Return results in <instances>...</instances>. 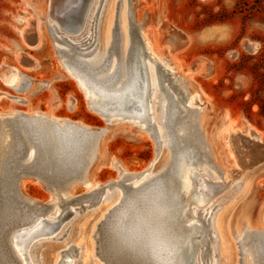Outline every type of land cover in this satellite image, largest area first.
Wrapping results in <instances>:
<instances>
[{"label":"rangeland","instance_id":"1","mask_svg":"<svg viewBox=\"0 0 264 264\" xmlns=\"http://www.w3.org/2000/svg\"><path fill=\"white\" fill-rule=\"evenodd\" d=\"M124 1L126 15L122 25L123 31L127 32L129 24L134 30V38L136 37L139 45L141 42L145 44L142 41L144 40L143 32L153 29L157 44L174 46L173 59L181 61L184 70L193 60L200 61V67L186 71L192 75L184 81L186 84L184 90L182 83L175 75L176 72L169 70V64L165 63L168 60L167 56H161L163 60L157 61L150 51L147 52L149 53L147 58L158 63L163 72L164 78L161 76L163 93L174 101L176 117L170 128L171 132L178 136L179 147H189L187 148L189 150L192 148L197 166L207 167L209 173L216 177V180L212 179L199 171L189 190L180 189V187L176 190L180 203L188 202L189 198L187 199L186 195L190 194L201 198L200 203H204L203 209L207 210L204 214L202 213L203 215L198 213L197 217L208 230L209 256L205 258V264L227 263L226 258H222L216 247L217 231L214 218L218 211H224L225 225L227 221H230L231 226H235L237 221L241 223L237 227L240 231L231 232L229 237L235 257L234 264H264L262 256L264 252V162L245 170L242 174L238 173L242 171L238 166V155L231 152L229 145L228 148L223 146L218 134L220 125L238 119L250 124L255 130L254 133L258 131L264 135V0ZM106 2L107 0H94L93 4L91 3L81 37L79 35L75 43L73 41L70 43L61 40L49 27V0H0V67H10V71L17 70L20 74L13 86L7 83L8 76H5L4 80L0 79L2 94L0 113H18L23 116L49 114L54 119L80 124L100 133L102 129L109 128L107 134L103 135V141L105 135L110 136L109 141L98 143L94 148L95 155L98 148L102 146L107 155L113 158L117 167L124 172L120 174L115 166L106 167L96 174L98 186H87L79 182L73 183L68 188L67 185L70 182L81 177L85 172L90 161V149L99 137V135L93 136L88 143L87 137L77 133L76 137H79L75 141L82 143L79 147L83 150H80L79 157L74 158H80L75 176L63 177V180L55 185L51 180V174L42 169L40 156L37 162L22 166L28 149L27 145L29 146L30 143L28 141L24 151L10 159L11 165L15 168L11 173H7L1 164L6 157L5 153L9 151L12 131L8 123L3 124L0 127V132L1 130L4 132V137L0 136L3 139L0 142V210L3 206H7L6 210H9V214L6 218L13 217L16 220L14 224L16 228L22 217L32 214L46 216L55 205L61 210L65 209H63L65 219L59 225V227L62 226L61 231L57 232L58 234L38 238L30 249L31 259L39 248L50 243V253L52 249H59L54 259L56 264L64 257L63 249L68 248L70 244L71 247L66 249V252L73 255L75 264H80L77 259L84 252L85 247L82 231L86 233L88 226L85 228V225L93 222L92 228L89 227L90 231L88 230L91 240L90 252L84 264H107L102 258L103 250L106 249V231L114 216L122 208L125 197L134 188L133 181L151 171L149 179L140 185L137 191L157 180L165 181L164 184H173V189H177L171 174L175 164V147H172L173 149L170 147L168 150L161 148L153 126L143 128V124L140 127L128 122L127 119L119 122L116 118L112 120L100 114L91 106L94 98L87 100L85 97L84 93H88L89 89L86 86H80L77 81V78L79 81L82 80V75L85 73L83 69L86 68L81 69L77 66L78 61H91L96 58ZM107 5V35L104 46H101L103 52L107 51L106 59L98 66L103 57L100 59L97 57L98 61L95 63L92 61L94 71L87 67L89 73L96 72L99 76L108 74L111 62H117V52H121V55L120 53L118 55L119 62L121 56L124 59L123 53L128 46V42L126 46L123 43V33L119 35L120 40L117 35L119 30H122L120 24L122 0H108ZM31 18L36 24L37 39L39 37L37 42L40 41L39 45L32 48L22 40L23 30L28 26ZM153 33L147 32L150 43L153 41ZM58 46H66L67 49L62 50ZM21 53L33 60V67L19 64L17 56ZM197 71L199 73L195 74ZM118 76L122 80L124 74ZM113 79L114 75L111 77V80ZM197 90L203 92L206 103L202 105L203 101L200 103L195 96L194 103L189 107L186 105L189 97L187 94L189 92L193 96ZM159 97V100L162 99L161 96ZM155 106L156 115L154 116L159 117L158 104ZM225 115L227 119L223 118ZM28 119L23 121L29 123L30 119ZM108 120H112L111 124ZM189 120H192V123ZM161 121L159 118L156 119V123H159L158 127H162L164 140H167V135L170 136L169 130L165 132L167 124H161ZM48 128V125L45 126L49 132L51 128ZM20 133L24 135V130L21 129ZM87 143L88 146L84 147ZM228 149L232 158L227 155ZM242 150L244 153L248 151V155H251L259 149L256 146L251 149L246 144ZM14 158L17 159L14 160ZM225 172H229V179L233 183H229L208 199L212 193L219 191L220 187L207 184L206 181L224 182ZM88 175L87 171L83 178H87ZM246 177L249 180L244 186ZM25 179H29L30 183L25 182V188L22 190L21 183ZM127 186L129 188H126ZM71 190L72 194H69ZM116 190L125 193L122 203L113 208H111L114 204L112 201L103 204L105 194L112 196ZM202 190L204 192L201 193ZM119 196L120 192L116 194L114 200ZM100 202L103 206L99 205ZM71 207L75 210L72 216L68 212ZM245 218L248 219V223H245ZM0 221H2L1 218ZM2 228L0 226V250L5 255L7 252L3 241L7 244V248L9 247L7 250L11 251L8 232L12 229H4V232ZM2 233H6L4 238ZM61 245H63L62 248ZM7 255L8 261L12 259L19 264L12 251ZM7 255L4 256L5 259ZM119 256H112L116 263L124 260Z\"/></svg>","mask_w":264,"mask_h":264},{"label":"bare ground","instance_id":"2","mask_svg":"<svg viewBox=\"0 0 264 264\" xmlns=\"http://www.w3.org/2000/svg\"><path fill=\"white\" fill-rule=\"evenodd\" d=\"M107 2L105 5L103 19L101 22V28L99 31V40H98L99 48L95 56L96 58H94L91 61H82V60L78 61L79 64L77 66H80L81 69L83 67L86 68L83 69L85 70L84 71L85 73L84 75H82L81 78L82 80L79 81V79L77 78V81L80 86H84V87L86 86V88L89 89L88 93H84L85 97L87 100H90V98L92 97L94 98L93 101L94 103L93 104L90 103V104L100 114H103L112 120L113 118L114 119L116 118V120L119 122L127 119L128 122L134 125L140 126L143 124L142 126L143 128H147L149 127V125L153 126L154 132L157 135V139L160 143L161 148H165L168 150L170 147L171 148L175 147L176 149V154L174 157L175 164L173 165L174 168L171 174L173 180L177 185L176 186L177 189L175 188L173 189L172 186L173 184L172 185L164 184L165 181L163 182L157 180L151 185L146 186L145 188L137 191L136 189L141 187L140 185H142L145 181L149 179L151 175V171H149L147 174H142L140 177L135 179L133 181L134 188H132L130 194H128L127 197H125L126 200L123 203L122 208L119 209L118 213L114 216L112 222L107 228L108 229L106 231L107 240L105 244L106 251L103 250L104 254L103 255L101 254L103 256L101 257L104 258L103 260H105L107 264H123V263L157 264V259L165 261L166 264H205L206 262L205 258L208 255V247H207L208 230L203 226V224L197 217H198V213L204 214L207 210L203 209L204 203H200L201 202L200 200H202L201 198H198L196 196H191L190 194L186 195L187 196L186 198L187 199L189 198L188 201L189 203L187 201L186 203L185 202L180 203L181 201L176 190H178V187H180V189L182 188L185 190L186 189L189 190L191 187V183H193V180L195 179L196 175L200 172L202 173V175L211 177L212 179L213 178L215 179L216 177H214L212 173H209L210 171L206 169L207 167L197 166L196 159H194V153L193 151H191L192 148L191 150L187 149L188 153L179 152V150H181L182 148H180L178 145V141H177L178 136H176L174 132H171V128H170V125L172 126L174 124V120L176 117V110L173 106L174 101L170 100L167 97V95L164 94L162 91V89L164 88L162 87L161 83H162V77L164 78V75L163 72L160 70L159 64L150 61L147 58L146 54L148 51L150 52L152 51L153 53L152 52L151 53L154 55L157 61L163 60L161 56H167L168 60L165 61V63L169 64L170 66L169 70L176 72L175 75L177 76V79L180 80V83H182L184 90L186 85L184 84L185 83L184 81L188 80V78H190L192 74L186 73L187 70H184V65L181 61H176L175 59H173V52H172L174 47L173 45L164 46L161 44L160 45L157 44L155 40V33H153V29L152 30L147 29V32L150 31L153 33L152 35L153 41H151L150 43L148 41L147 32L142 31L144 40L142 39L141 40L144 41L145 44L140 41L141 42L140 45L136 37L134 38V33H133L134 30L129 24L127 25L129 29L127 28V32L125 31L126 32L125 34L122 26L126 15L124 0H122V9L120 15V24L122 26V30H119V32L117 33L119 37L118 40H120V36H119L120 33L121 32L123 33L124 45L128 42L127 49L125 50V53H123L124 59L121 56L119 62L118 55L119 53L121 55V52L119 51L117 52L118 53L116 59L117 62L116 63H113L114 61L111 62L108 74L104 76L102 74L101 76H99V74H96V72L89 73L88 71L89 68L87 69V67L89 66L94 71L93 62L95 63L96 61H98L97 57H99V59L103 57L102 61L99 64H97V66L102 64V62H105L106 59L105 56L107 51L103 52L102 51L103 47L101 46H104L105 44L104 41L107 35L106 34L107 32L106 27L108 25ZM71 41L75 43V39H71ZM37 45H39V43L36 44V46ZM58 47L62 48V50L67 49L65 48L66 46H58ZM165 65L166 64H164V66ZM198 67H200V62ZM197 73L199 72L197 71L195 74ZM121 74H124L122 80H120L118 76ZM19 75L20 74L17 70L5 71V76H8L7 83H9L12 86L15 84ZM113 75H114V79L111 80V77ZM1 95L2 94L0 93V98ZM158 95L161 96L162 99L159 100L160 97ZM187 95L189 97H188V101L186 102V105H188L189 107H191L192 104L194 103L193 100L195 96L198 98L200 103H202L203 101L202 105H205L206 103V100L204 99V94L201 90L195 91L193 96H191V93L189 92ZM157 104H158L157 109L160 110L159 113L160 115H158L159 117L154 116L156 115L154 111L156 109L154 108L156 107L155 105ZM158 110L156 112H158ZM11 114L16 115L18 113H11ZM157 118L162 120L161 124L163 123L165 125L167 124L165 132L166 130L167 131L169 130V134L171 136L170 137L169 135H167L168 136L167 140H164L163 137L164 134L161 129L162 127L161 126L158 127L159 123L158 124L156 123ZM223 118L227 119V115H225ZM112 120H108V123L111 124ZM189 121L190 123H192V120ZM16 124L18 127L17 132H14L12 129H11L12 132L10 131L12 139H11V144L8 143L10 144V147H9V151L5 153L6 156H8L12 152L13 144H14V148L18 146V144H16V141L14 140L15 138L16 139L18 138L19 146H23L24 149L26 148L25 144L28 141L30 143L29 146L27 145L28 149L26 151V155L24 157L22 166L31 165L34 162H37L38 157L40 156L41 157L40 159H42V161H40V165L42 169L45 172H49L52 175L51 177H56V176L58 178L69 177L68 175H66L67 170L65 168H67L68 161L72 157V154L75 152V147L77 145L76 143L78 142L75 140H78L77 138L79 136L76 137V134H74V132L71 129H67V128L65 130H60L56 132L54 136L57 145V151L53 152L54 156L51 157L52 153L47 152L45 148V144L43 142V139L47 138V133L42 134L40 131L29 130L28 125L20 119H18ZM21 129L24 130V135L20 133ZM108 130L109 128H107L106 130L104 129L101 130L99 137L97 138L96 142L93 144L92 148L90 149V156H89L90 161L87 167L85 168V172L86 173L87 171L89 172L88 177L83 178L84 174H86L84 172L81 177L74 179L72 182H70L67 185L68 188H70V186L73 183L75 184L79 182L87 186H93V187L98 186L99 183H97L96 181V177H97L96 174L103 168L115 166V162L113 158H110L107 155L105 148H103L102 146L99 147L96 155L94 152V148L97 146L98 143L100 142L102 143L103 135L104 133L107 134ZM253 131L255 130L253 127L250 126V124H248L246 121H240L238 119L230 121V123L227 124L225 123L220 125L218 130V134L220 136V139L222 140L223 146L225 148H228L229 145L231 152L233 154L238 155V159H239L238 166L242 170L241 172H238L240 174H242L245 170L249 168L257 166L261 162H264V146L259 145L261 143H264V135L262 133H259L258 131H256L255 133ZM3 134L4 132L3 130H1L0 136L2 135L1 137H4ZM1 137H0V142L3 141ZM104 137H105L103 141L104 143L106 141H109L110 138L109 135H105ZM246 144H248L251 149L252 147L256 146L258 147L259 150L256 151V153L253 152L251 155H248V151H245L244 153V151L242 150L244 145ZM227 152H228L227 155L232 158L229 149L227 150ZM46 153L48 154L46 155ZM140 179L142 181H140ZM248 180H249L248 177H246L243 183L244 186L248 184ZM29 181H30L29 179L28 180L25 179L21 183L20 189L24 190L25 182H29ZM119 192H120L119 198L114 200V197H116V194ZM202 192L204 191L202 190L201 193ZM69 194H72V190L70 191ZM124 194L125 193H123V191H118V190H116V192L112 196L105 194V196L103 195L104 202L102 201V203L105 204V202L112 201L114 204L112 205L111 208L116 207L117 205L122 203V200L125 196ZM205 195L207 194L205 193ZM102 203L99 205L103 206ZM6 208L7 206L5 205L0 210V218L2 220L0 221V226L3 227L2 230L4 232H5L4 229H8V230L12 229L11 232H8L10 233L9 234L10 238L8 239V242L10 243L11 251L15 256L14 258H16L19 264H23V260L20 254L18 253L17 249L15 248L14 243H15L16 235H18V233L20 232H24L32 228L35 225L38 226L39 224H41L42 220H48L49 222H53L56 224L61 223L63 222L65 216V214L63 213L64 208L61 210L57 205H55L54 208L50 211V213L48 215L46 214V216L44 214L43 215L32 214L31 216L22 217V219L18 221V227L15 228L14 224L16 220H14L13 217L8 219L6 218L8 217L9 214V210L7 211ZM68 212L70 213V215L75 214L74 213L75 210L72 207L71 209H69ZM224 214H225L224 211L223 212L218 211L214 218V226L217 231L216 247L219 251V254H221L222 258H226L227 260L226 264H234L235 257L229 237L231 232L240 231V229H237V227L240 226L241 223L240 221L235 222V226H236L235 227V226H231L230 221H227V225H225V221L223 218ZM247 220L248 219L245 220V223H248ZM92 223L93 222H90L89 225H85V228L88 226L86 229L87 230L86 233L82 231V234L84 235L85 247H84V252L81 253V255L77 259V261L80 264H84L86 262V258L88 256V253L90 252L91 240L89 238L88 230L90 231L89 227L92 228L93 226ZM9 225H11L10 229H9ZM61 228L62 226L58 227L56 232H54L53 234H58L61 231ZM5 234L6 233H2L3 238ZM75 234L77 235V229L75 230ZM0 238H1V233H0ZM4 245L6 248V252L11 253L10 250L9 251L7 250L9 247L7 248L6 246L7 244L3 241V246ZM49 245L46 243L45 246L41 248L42 250L39 248V250L35 252V254L32 256L33 260L30 258L33 264L55 263L54 262L55 254L59 249L58 250L52 249L51 250L52 252L50 253ZM68 245H69L68 248H70L71 247L70 244ZM62 246L63 245H61V248ZM68 248L66 249L68 250ZM66 249H63L62 251L65 253L63 259L57 262L56 264H75V261L73 260L72 257L73 255L71 256L70 254H68L66 252L67 251ZM1 252L2 251L0 250V264H16V262H13L12 259H11L12 262L10 260L8 261L7 253L5 254L7 255L5 259L4 257L5 255L2 254ZM225 253L226 255L224 257ZM115 255H120L119 257H121L124 260L120 263H116V261L112 258V256L115 257Z\"/></svg>","mask_w":264,"mask_h":264},{"label":"water","instance_id":"3","mask_svg":"<svg viewBox=\"0 0 264 264\" xmlns=\"http://www.w3.org/2000/svg\"><path fill=\"white\" fill-rule=\"evenodd\" d=\"M93 1L92 0H49L48 24H49L50 29L61 40L73 43L71 41V39H77V38H79L80 34L82 35L81 32H83V29H84L86 21H87L86 16L89 14L88 12L91 9ZM81 35H80V37H81ZM22 40L30 48L36 46V44H37V30H36L35 20L33 18H31L29 20L28 26L23 30ZM146 56H148V55H146ZM17 61L19 62V64L21 66H26V67H33L34 66L33 60L30 59L24 53L18 54ZM199 62L200 61L197 59L193 60L192 62H190L188 64V66L185 67V70L195 69L199 65ZM10 69H11L10 67H3V66L0 67V79L4 80L5 71L10 70ZM28 118L30 119V122L28 123V122L24 121V123H26L28 125L29 130L40 131L42 134L47 133V138H44L43 142L45 144V148H46L47 152L48 153L50 152L53 154V155L51 154V157L54 156L53 152L57 151V145L55 142L54 134L60 130H65L67 128V129H71L74 132V134L81 133V135H84L85 137L88 138V141H87L88 143L91 141V138L93 136L100 135V132L91 130V129L84 127L80 124H71V123L64 121V120L54 119L49 114H35L33 116H23L20 114L14 115L11 113H0V127L3 124L7 125V123H8L11 126V129L14 132H17L18 127H17L16 123H17L18 119L23 121V119L25 120ZM47 125L49 126V128H51V129L48 128L49 132L44 127ZM14 140L16 141V144H18V146H16L14 148V144H13L12 153H10L8 156L4 157V160L2 161V164H1L3 166L2 168L7 173H11V171L15 168L14 165H11L10 159L12 157H14L15 154H18V153H21V151L22 152L24 151V147L19 146L18 138L17 139L15 138ZM78 143H79V141H78ZM88 143L84 144V147L85 146L87 147ZM158 144L160 145L159 141H158ZM81 145H82V143H79L78 145H76L75 152L72 154V157L68 161L67 168H65L67 170L66 175H68V176L75 175V171L77 168V162H78V164L80 163V158H78L76 160L74 158H76L77 156L78 157L80 156L79 152H80V150H83L79 147ZM259 145L264 146V143H261ZM78 147L80 149H78ZM179 152L188 153V150L185 147V148H182L181 150H179ZM48 153H46V155ZM15 159H17V158H14V160ZM40 161H42V159ZM71 161H73V162L71 163ZM115 168H117V170L120 174H124V172L117 167L116 163H115ZM228 174H229V172H225V174H224L225 181L224 182H222V181H218V182L217 181L216 182L206 181L207 184L220 187L219 191H215L214 193H212L208 199H210L212 196H214L215 194L220 192L223 188H225L227 185H229V183L230 184L233 183L232 180L229 179ZM51 180L55 185H58L63 179L62 178L60 179L56 176V177H51ZM126 188H129V186H127ZM60 224L61 223L56 224L53 222H49L48 220H42L41 224H39L38 226L35 225L32 228H30L24 232H20V233H18V235H16L14 244H15V248L17 250H19L18 253L20 254V256L23 260V264H33L30 260L29 251H30V248H32V246L35 245L34 242L38 238H43L45 236L52 235L54 232H56V230L58 229ZM262 256L264 257V252L262 253Z\"/></svg>","mask_w":264,"mask_h":264},{"label":"clouds","instance_id":"4","mask_svg":"<svg viewBox=\"0 0 264 264\" xmlns=\"http://www.w3.org/2000/svg\"><path fill=\"white\" fill-rule=\"evenodd\" d=\"M157 264H166V262L163 260L157 259Z\"/></svg>","mask_w":264,"mask_h":264},{"label":"snow or ice","instance_id":"5","mask_svg":"<svg viewBox=\"0 0 264 264\" xmlns=\"http://www.w3.org/2000/svg\"><path fill=\"white\" fill-rule=\"evenodd\" d=\"M17 251H19V250H17Z\"/></svg>","mask_w":264,"mask_h":264},{"label":"trees","instance_id":"6","mask_svg":"<svg viewBox=\"0 0 264 264\" xmlns=\"http://www.w3.org/2000/svg\"><path fill=\"white\" fill-rule=\"evenodd\" d=\"M263 109H264V107H263Z\"/></svg>","mask_w":264,"mask_h":264}]
</instances>
